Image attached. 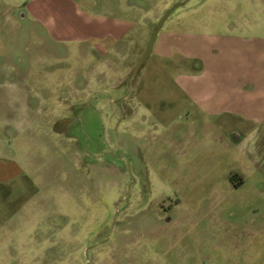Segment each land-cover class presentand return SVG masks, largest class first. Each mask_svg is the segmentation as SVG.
<instances>
[{"label": "rangeland", "instance_id": "obj_1", "mask_svg": "<svg viewBox=\"0 0 264 264\" xmlns=\"http://www.w3.org/2000/svg\"><path fill=\"white\" fill-rule=\"evenodd\" d=\"M95 1L0 0V264H264V0L176 7L140 68L185 0Z\"/></svg>", "mask_w": 264, "mask_h": 264}, {"label": "flooded vegetation", "instance_id": "obj_2", "mask_svg": "<svg viewBox=\"0 0 264 264\" xmlns=\"http://www.w3.org/2000/svg\"><path fill=\"white\" fill-rule=\"evenodd\" d=\"M19 2H20V5H19V7L17 8V10H16V15H17V21H18V23H20V22H22V23H24L25 21H27L28 20V17H29V15H32L33 13L31 12V8H30V2H29V0H18ZM73 2V0H58V2H53L55 5L56 4H58V3H67V4H69V2ZM79 1H81V2H83L84 3V5L86 6V7H96L97 5H98V3L95 1V0H79ZM186 1V0H185ZM190 1V0H189ZM188 1V2H189ZM184 2V1H183ZM187 2V3H188ZM52 3V2H51ZM180 3H182V2H180ZM180 3H177V4H180ZM186 3V4H187ZM185 4V5H186ZM60 5V4H59ZM64 5V4H63ZM66 5V4H65ZM175 5V4H174ZM178 6H181V5H177V7ZM184 6V5H183ZM174 11V10H173ZM172 11V12H173ZM172 14V13H171ZM170 14V15H171ZM34 18L35 19H37V18H39V16L38 15H36V16H34ZM37 24H41V21L40 20H38L37 19ZM6 24H4L3 26H5ZM2 30H3V28H1ZM19 31V33H20V35L22 36V34L23 33H26V35L28 34V33H30V34H36V35H38V32H37V30H35V32H34V30H33V28L31 29V28H29L28 27V25L27 26H24L23 24L21 25V27H19V28H17L16 29V31ZM4 34H2V36H3ZM149 44V43H148ZM148 44H147V46H148ZM147 46H146V48H147ZM154 47V46H153ZM146 48H145V50H146ZM152 50H153V48H152ZM152 52V51H151ZM150 55V54H149ZM141 67V66H140ZM139 67V68H140ZM139 68H135V70H133L134 71V76L136 75V73L138 72V70H139ZM227 140L231 143V144H233V145H235V146H241L243 143H244V139L241 137V134L237 131V130H235V131H233V132H231L230 133V135H229V137L227 138ZM233 179V176L232 177H230V180H232ZM118 212V211H117ZM245 215V218H244V216H243V220H241V227L242 228H251V227H253V228H256V229H263L264 228V223H263V221H257V222H252V219L254 218V216H256V214H257V212L255 213V211H252V210H250V211H246L245 213H244ZM107 239V235L103 238V242L105 241ZM96 246V245H95ZM94 246V247H95ZM93 247V248H94ZM89 248V247H88ZM88 248H86L85 249V251H84V259H85V264H90V257H89V259H87L86 258V250L88 249ZM93 248H91V249H93ZM91 249H89L88 250V256H89V251L91 250Z\"/></svg>", "mask_w": 264, "mask_h": 264}, {"label": "water", "instance_id": "obj_3", "mask_svg": "<svg viewBox=\"0 0 264 264\" xmlns=\"http://www.w3.org/2000/svg\"><path fill=\"white\" fill-rule=\"evenodd\" d=\"M188 1H189V0H186V1L182 2V3H180V4H175V5H173L171 8H169V9L166 11V13L163 15V17H162V18L160 19V21L158 22L157 26L154 28L153 33H152L151 36H150L149 44H148V46H147V48H146V50H145V52H144V55H143V58H142L141 62L138 64V67H140V65L146 60V58H147V57L149 56V54L151 53L152 48H153L154 43H155V39H156V37H157V35H158L160 29L162 28L164 22H165V21L167 20V18L170 16V14L172 13V11L177 7V5H181V6H183V5H185ZM117 211H118V209H116V211H115V213H114V215H113V218H112L111 230L113 229L114 224H115V218H116ZM106 241H107V239H106L104 242H106ZM104 242H102V243H104ZM93 247H94V245H93V246H90V247L86 250V258H87V259H89V256H88V253H87V252H88L89 249H91V248H93Z\"/></svg>", "mask_w": 264, "mask_h": 264}, {"label": "crops", "instance_id": "obj_4", "mask_svg": "<svg viewBox=\"0 0 264 264\" xmlns=\"http://www.w3.org/2000/svg\"><path fill=\"white\" fill-rule=\"evenodd\" d=\"M30 2V8L31 12H36V15L41 11L40 4H50L51 2H58V0H29ZM34 4V5H33ZM36 4V5H35ZM39 6V7H37ZM35 14V13H34ZM9 166L7 164H4L2 161H0V174H4L8 172Z\"/></svg>", "mask_w": 264, "mask_h": 264}]
</instances>
